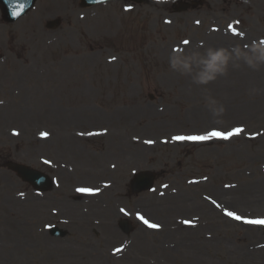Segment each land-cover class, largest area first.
Returning a JSON list of instances; mask_svg holds the SVG:
<instances>
[{"label": "rangeland", "instance_id": "rangeland-1", "mask_svg": "<svg viewBox=\"0 0 264 264\" xmlns=\"http://www.w3.org/2000/svg\"><path fill=\"white\" fill-rule=\"evenodd\" d=\"M57 1L38 0L39 16L21 17L6 35L0 29V264H264V226L225 215L264 218V65L250 68L238 54L253 55L248 46L264 37V0H207L174 14L152 0L87 9L62 0L66 11ZM43 11L60 20L55 30L45 29ZM209 48L227 50V72L197 85ZM173 53L190 58L185 76L170 68ZM208 98L223 106L221 116ZM89 106L123 118L124 137H110L111 124ZM233 127L244 132L229 141L171 139ZM69 128L82 132L79 160H69ZM8 160L49 173L53 188L32 189ZM145 169L159 172L154 190L130 196L132 172ZM78 186L101 196L92 209L75 196ZM69 203L79 212L69 213ZM137 212L161 227L144 228ZM126 217L133 232L125 234L118 223ZM52 225L67 236H50Z\"/></svg>", "mask_w": 264, "mask_h": 264}, {"label": "clouds", "instance_id": "clouds-1", "mask_svg": "<svg viewBox=\"0 0 264 264\" xmlns=\"http://www.w3.org/2000/svg\"><path fill=\"white\" fill-rule=\"evenodd\" d=\"M155 4H170L175 2V0H152ZM244 3H249V0H243ZM13 10L11 11V15ZM14 16V15H13ZM264 37L260 41H253L251 45L248 46L251 49L253 55L243 52V49H238V54L243 55L246 61V65L253 69H258L261 65H264ZM229 55L226 49L219 48L212 50L208 49V55L206 58L201 59L200 63L202 65V70L193 77V83L197 85H207L208 83L214 81L218 76L224 75L227 72L229 64ZM190 58L184 57L183 53H173L169 57V66L170 68L179 73L182 76H185L186 73L190 72L191 64L189 63ZM217 101L211 98H208V106L213 117H219L224 112L223 106L217 107ZM214 123H221L219 119H215ZM42 182V179L41 181ZM154 264V262H153Z\"/></svg>", "mask_w": 264, "mask_h": 264}, {"label": "snow or ice", "instance_id": "snow-or-ice-1", "mask_svg": "<svg viewBox=\"0 0 264 264\" xmlns=\"http://www.w3.org/2000/svg\"><path fill=\"white\" fill-rule=\"evenodd\" d=\"M23 7H24L23 4H19V5L15 6L12 14L14 16H17V17L20 16L22 11H23ZM238 34L243 35V33H238ZM183 43L187 45L189 43V41H184ZM242 132H244V128H242V127H233L231 130H228V131L220 130L218 128H211L209 130H205L203 132H198V133L173 135L171 137V139L174 142H192V143H204V142H209V141H213V140L229 141L232 138L239 136ZM13 134L18 135L19 133L14 131ZM41 135L46 138L49 134L45 132V133H42ZM89 135H92V133H89ZM165 142H167V141H165ZM145 143L153 144L154 141L147 140V141H145ZM44 163L50 164L51 161L44 160ZM113 167H115V166L113 165ZM189 183H194V181H189ZM105 186L107 187L108 185H105ZM164 187H167V185H165ZM231 187H234V186H231ZM76 191L80 192V193L96 194V192L91 188L81 187V188H77ZM20 195L23 196V193H21ZM212 203L216 204V202L214 200L212 201ZM217 207H219L218 204H217ZM120 211L127 214L125 209H123V208ZM136 215H137V219L140 220L144 225H146L150 229L158 230L161 227V225H159V224L150 222L148 219H146L144 217L143 214H141L139 212H137ZM225 215L232 218L233 220L241 221L245 224H249V225H253V226H264V218L249 219V218H245L241 215H238L234 211H228V210H225ZM183 223L191 224V221L185 220V221H183ZM121 250L122 249L118 248L115 251L120 252Z\"/></svg>", "mask_w": 264, "mask_h": 264}, {"label": "bare ground", "instance_id": "bare-ground-1", "mask_svg": "<svg viewBox=\"0 0 264 264\" xmlns=\"http://www.w3.org/2000/svg\"><path fill=\"white\" fill-rule=\"evenodd\" d=\"M71 2H72V0H71ZM62 3H63V1L62 0H59V1H57L56 3H54V6H55V8L56 9H58V10H64V11H66L67 10V7L66 6H62ZM73 3H74V0H73ZM72 3V4H73ZM79 11L78 10V8L77 7H71V13H72V11ZM60 137V135H57L56 137H53V134L52 135H50L49 136V139H51L50 141H56L58 138ZM67 140V139H66ZM69 141V140H68ZM240 201L241 202H244V201H249V198L247 197V199L245 200L243 197L240 199ZM91 209H92V207H91ZM74 210H75V207H72L71 205H69V211L72 213V212H74Z\"/></svg>", "mask_w": 264, "mask_h": 264}]
</instances>
